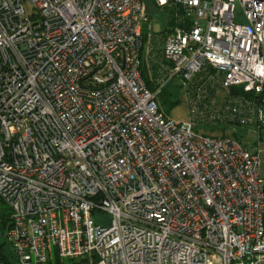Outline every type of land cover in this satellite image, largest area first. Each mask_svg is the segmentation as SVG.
Masks as SVG:
<instances>
[{"label": "built area", "instance_id": "2783aa9c", "mask_svg": "<svg viewBox=\"0 0 264 264\" xmlns=\"http://www.w3.org/2000/svg\"><path fill=\"white\" fill-rule=\"evenodd\" d=\"M154 1L176 20L165 34L143 33L144 0H0V201L19 264H264L260 143L156 101L179 77L194 120L264 130V0Z\"/></svg>", "mask_w": 264, "mask_h": 264}, {"label": "rangeland", "instance_id": "374dc122", "mask_svg": "<svg viewBox=\"0 0 264 264\" xmlns=\"http://www.w3.org/2000/svg\"><path fill=\"white\" fill-rule=\"evenodd\" d=\"M28 9L31 10L30 4H28ZM171 21L172 20L169 15H154L152 17L148 16V19L142 22L143 33L147 35L150 32L158 33L160 31H164L166 27L172 25ZM145 39L147 42V36L145 37ZM143 64V67L145 68V75L150 79V60L146 49L143 53ZM151 89L154 91V88ZM188 97L189 96L187 94L185 86L183 85V80L179 77H175L166 85L164 91L157 95L156 101L160 109L170 118L179 121H191L194 125V129L197 132H206L209 134H222V132H225L227 135L241 140L243 143H245L252 149H254L256 145L260 143L263 157L262 171L264 173V130L260 135L256 133L252 129V127L240 125H226L224 126V129H222L223 126L217 125L219 127H216L213 130V126L216 125H204L202 122L194 120L191 112L192 104ZM7 207L8 206L6 203L0 201V212L6 211ZM1 243H4V238L0 239V244ZM4 249L8 253H12L13 250L9 243L4 244ZM84 264H89V262Z\"/></svg>", "mask_w": 264, "mask_h": 264}, {"label": "trees", "instance_id": "16d2710c", "mask_svg": "<svg viewBox=\"0 0 264 264\" xmlns=\"http://www.w3.org/2000/svg\"><path fill=\"white\" fill-rule=\"evenodd\" d=\"M169 17L172 20L171 24L172 25L176 24V20L171 13H169ZM167 29L168 28H166L164 31H162V33L165 34ZM143 66H144V64H143ZM143 66H142V73H143V76L145 77V79L147 80L149 88L155 89L156 86H155L154 82L145 75V68ZM164 88L161 90V92L164 91ZM231 92L241 93V92H243V90L241 88H231ZM216 127H219V126H217V125L213 126V130ZM224 128L225 127L223 126L222 129H224ZM262 131H263V129L259 130L258 134L260 135L262 133ZM222 134L226 135L225 132H222ZM10 225H11V211L7 207L6 211L0 212V239L4 238V243L0 244V264H15V262H16V264H19L18 259L15 255L14 251L12 250V253H8L4 249V244L8 243L5 239L4 233H5L6 229L8 227H10ZM87 262H89V263L91 262V258H89V256H87L83 259H61L56 253H54L53 255H51L49 257V260L46 262V264H84Z\"/></svg>", "mask_w": 264, "mask_h": 264}, {"label": "water", "instance_id": "95a60500", "mask_svg": "<svg viewBox=\"0 0 264 264\" xmlns=\"http://www.w3.org/2000/svg\"><path fill=\"white\" fill-rule=\"evenodd\" d=\"M145 2V9L148 16L152 17L154 15L159 16H168L169 14L163 10H161L155 3L154 0H144Z\"/></svg>", "mask_w": 264, "mask_h": 264}]
</instances>
